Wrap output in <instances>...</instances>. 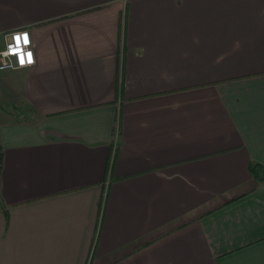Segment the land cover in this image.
<instances>
[{
  "label": "crops",
  "instance_id": "crops-1",
  "mask_svg": "<svg viewBox=\"0 0 264 264\" xmlns=\"http://www.w3.org/2000/svg\"><path fill=\"white\" fill-rule=\"evenodd\" d=\"M0 264H264V0H0Z\"/></svg>",
  "mask_w": 264,
  "mask_h": 264
},
{
  "label": "clouds",
  "instance_id": "clouds-1",
  "mask_svg": "<svg viewBox=\"0 0 264 264\" xmlns=\"http://www.w3.org/2000/svg\"><path fill=\"white\" fill-rule=\"evenodd\" d=\"M12 43H7V51L0 53V57H8L15 55L17 57V64L12 65L10 63H6L0 61L2 67H0V71L7 68H25L35 63V58L33 52L29 45L31 44V40L29 34L27 32H14L11 35Z\"/></svg>",
  "mask_w": 264,
  "mask_h": 264
},
{
  "label": "built area",
  "instance_id": "built-area-1",
  "mask_svg": "<svg viewBox=\"0 0 264 264\" xmlns=\"http://www.w3.org/2000/svg\"><path fill=\"white\" fill-rule=\"evenodd\" d=\"M14 32H27L29 34L28 30L24 29V28H22V29L21 28L20 29H14V30H11V31L3 33L2 34L3 43L0 45V53H3V52L7 51V43H12L11 35ZM0 34H1V32H0ZM6 40H7V43H6ZM29 47L31 48V50L33 52L32 43L29 45ZM33 55H34V52H33ZM0 61L6 62V63H10L12 65H16L17 64V57L15 55L8 56V57H0ZM0 67H2V64H0ZM17 68H15V69H17ZM11 69H13V68H7V69H4V70H11ZM4 70H2V71H4Z\"/></svg>",
  "mask_w": 264,
  "mask_h": 264
},
{
  "label": "trees",
  "instance_id": "trees-1",
  "mask_svg": "<svg viewBox=\"0 0 264 264\" xmlns=\"http://www.w3.org/2000/svg\"><path fill=\"white\" fill-rule=\"evenodd\" d=\"M248 170L256 182L259 183L264 181V167L260 163L249 161Z\"/></svg>",
  "mask_w": 264,
  "mask_h": 264
}]
</instances>
